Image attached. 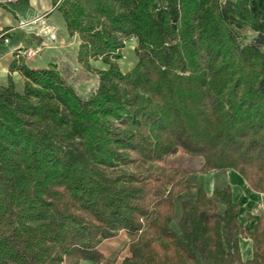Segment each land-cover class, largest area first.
<instances>
[{"label":"trees","instance_id":"16d2710c","mask_svg":"<svg viewBox=\"0 0 264 264\" xmlns=\"http://www.w3.org/2000/svg\"><path fill=\"white\" fill-rule=\"evenodd\" d=\"M52 2L96 89L83 97L56 64L23 60L0 83V264L99 263L100 245L119 232L130 238L122 264H264V213L248 231L230 186L210 196L187 183L234 170L264 194V0ZM12 37L0 33V44ZM131 39L138 61L124 73ZM98 60L108 69H94ZM177 149L202 168L128 169ZM193 191L181 236L170 227L176 200ZM242 237L253 242L248 261Z\"/></svg>","mask_w":264,"mask_h":264},{"label":"rangeland","instance_id":"374dc122","mask_svg":"<svg viewBox=\"0 0 264 264\" xmlns=\"http://www.w3.org/2000/svg\"><path fill=\"white\" fill-rule=\"evenodd\" d=\"M221 1L222 3L226 2V0ZM25 4L26 3L24 2V0H0L1 8H3L2 6H6L16 14L28 8V6H26ZM60 18H62V16L58 13L57 16L53 18L52 23L43 21L45 17L41 18L39 22L28 21L20 23L22 28L29 29L30 31V28H33L32 33L36 34V38L39 39V46L38 48H26L16 51L15 60H23L26 64H28V66L32 68L40 66L43 67L45 65L40 63L37 64V61H40V58L46 55L45 49L50 48L49 51H51L52 53L51 61L55 62L54 64L58 66L60 72L73 82L77 89V92L81 96L87 97L96 89L95 74L90 73L89 71L84 69L83 66L78 62V36L71 37L68 34L67 28L65 29L64 25L62 27L63 21ZM238 35L241 38L242 42L245 43H254L256 38V35L249 30H243L239 32ZM53 43H57V45L59 46L60 49L58 52L55 51L53 53L54 49H52V47L56 46ZM136 46V41L134 39H131L127 42L126 48L122 53L123 57L118 62L120 69L123 72L129 70L135 65V62L137 61L135 53ZM261 49L264 50V47L262 46ZM91 64L96 70L107 68L103 61L101 63L100 61H92ZM84 78H93V80H84ZM201 162H203L202 158L193 157L186 151L177 149L172 155L167 156L158 162H155L153 164L135 163L128 169L134 170L135 172L148 173L153 172L159 168H175L184 169L192 173L199 168ZM219 175L220 176L217 177L216 182L217 189L220 190L226 188L228 184L223 176L224 173H219ZM195 179L196 176L192 175L188 179L187 183H194ZM194 198L195 191L185 192L176 200L177 210L174 219L170 223V227L173 231H176L181 236H185V233L181 228V203L184 201L192 202ZM225 208V204L219 205V211L221 214L224 213ZM129 241L130 238L125 232H119L110 239L104 240L100 245L99 249L104 255V259L101 262L94 263L91 261H86L82 262L81 264H122L126 258L131 256V252L129 250Z\"/></svg>","mask_w":264,"mask_h":264},{"label":"crops","instance_id":"0c3cea01","mask_svg":"<svg viewBox=\"0 0 264 264\" xmlns=\"http://www.w3.org/2000/svg\"><path fill=\"white\" fill-rule=\"evenodd\" d=\"M58 12H56L53 8L52 0H29L28 8L24 11L17 13L16 19L12 13L0 7V33L3 34H11L13 37L11 39H6L3 43L0 44V83L1 85L6 86L8 84V75L9 68L11 63L15 60V52L21 49L26 48H38L39 39H37L36 34L32 33V29L22 28L20 23L28 22V21H37L43 17L45 19L43 21L53 22V18L57 16ZM59 17V16H58ZM63 25L66 29V24L63 18H60ZM7 30V31H6ZM55 51H59V46L57 43H53ZM67 49V48H66ZM50 48L45 49V56L40 58V61H37V64H44L43 67H34L33 69H43L47 68V66L51 63H55L51 61L52 53L49 51ZM138 61V59L136 58ZM102 62L98 60V62ZM135 62V65L137 64ZM28 65V64H27ZM135 65L132 67L134 68ZM107 68H103L102 70L108 69V66L105 64ZM30 67V66H29ZM32 68V67H31ZM125 71L129 72L132 70ZM13 79L16 85V89L19 92L24 90V78L21 76L19 72H15L13 74ZM203 159V158H202ZM204 164L200 163V166L196 171L200 170ZM220 172H213L209 174H197L196 179L194 181L197 185H202L207 192L208 195L212 196L217 190V182L216 179L219 177ZM224 173V178L227 181L228 186H230L233 194V200L240 207L239 212V220L241 223L245 225V228L248 231H252L258 220L260 219L261 214L264 213V194H259L254 192L248 187L246 181L242 178V176L234 171L228 170ZM222 176V177H223ZM240 250L242 259L244 261L251 260L253 258V242L249 238H241L240 239Z\"/></svg>","mask_w":264,"mask_h":264},{"label":"built area","instance_id":"2783aa9c","mask_svg":"<svg viewBox=\"0 0 264 264\" xmlns=\"http://www.w3.org/2000/svg\"><path fill=\"white\" fill-rule=\"evenodd\" d=\"M32 54V53H31Z\"/></svg>","mask_w":264,"mask_h":264},{"label":"clouds","instance_id":"9594fccd","mask_svg":"<svg viewBox=\"0 0 264 264\" xmlns=\"http://www.w3.org/2000/svg\"><path fill=\"white\" fill-rule=\"evenodd\" d=\"M258 35V34H257Z\"/></svg>","mask_w":264,"mask_h":264}]
</instances>
